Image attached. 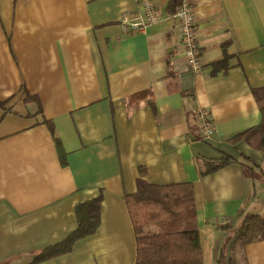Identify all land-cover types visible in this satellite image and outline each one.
<instances>
[{
  "label": "crops",
  "instance_id": "1",
  "mask_svg": "<svg viewBox=\"0 0 264 264\" xmlns=\"http://www.w3.org/2000/svg\"><path fill=\"white\" fill-rule=\"evenodd\" d=\"M141 1L0 0V264H135L124 196L137 178L192 184L203 264H216L247 214L263 213L264 149L236 137L261 120L264 0H188L197 72L186 70L169 0H153L157 22L123 31ZM222 157L232 161L207 171ZM99 196L94 232L36 261L76 229L75 206ZM235 246L226 264H264V239Z\"/></svg>",
  "mask_w": 264,
  "mask_h": 264
},
{
  "label": "trees",
  "instance_id": "2",
  "mask_svg": "<svg viewBox=\"0 0 264 264\" xmlns=\"http://www.w3.org/2000/svg\"><path fill=\"white\" fill-rule=\"evenodd\" d=\"M181 1L169 0L167 11L174 14ZM223 65L224 59L214 63L213 71L216 72ZM253 94L259 102L261 120L252 129L250 136L241 134L236 139L244 136L256 148L264 149V86L253 89ZM55 144L60 161L65 164L64 153L57 138ZM230 161V157H222L208 167L207 171L217 169ZM100 199L99 196L77 204L74 209L76 229L62 241L42 248L35 260L65 253L71 249L76 239L93 233L99 222ZM124 200L135 235V264H203L191 183L153 184L137 178L136 191L126 194ZM232 234L231 247L264 239V216L247 214L241 226L234 229ZM221 259L222 251L216 264H220ZM227 264H234L233 256L229 257Z\"/></svg>",
  "mask_w": 264,
  "mask_h": 264
},
{
  "label": "built area",
  "instance_id": "3",
  "mask_svg": "<svg viewBox=\"0 0 264 264\" xmlns=\"http://www.w3.org/2000/svg\"><path fill=\"white\" fill-rule=\"evenodd\" d=\"M141 11L135 18L122 16L120 25L123 31L140 32L148 25L158 21V13L153 0H142ZM174 17L178 23L180 45L186 57V70L197 72L201 67L199 46L197 43V28L195 25V12L188 0H182ZM195 124L202 138L208 139L214 132L210 113L205 107H197L193 111Z\"/></svg>",
  "mask_w": 264,
  "mask_h": 264
},
{
  "label": "rangeland",
  "instance_id": "4",
  "mask_svg": "<svg viewBox=\"0 0 264 264\" xmlns=\"http://www.w3.org/2000/svg\"><path fill=\"white\" fill-rule=\"evenodd\" d=\"M256 185H257L256 186V191L260 194L259 195V198L257 199V203L256 204L261 207L263 205V203H264V196H263L264 195V183L263 184H256ZM261 193H262V195H261ZM258 216L259 217L264 216V211H263L262 214H258ZM233 231H234V229H233ZM228 240H229V236L226 235L225 240L223 241V246L221 248V250H222V259L220 261V264H226V261H227V253L232 252V249L234 250V246L231 247L230 244H228ZM217 262L218 261H216V263Z\"/></svg>",
  "mask_w": 264,
  "mask_h": 264
}]
</instances>
